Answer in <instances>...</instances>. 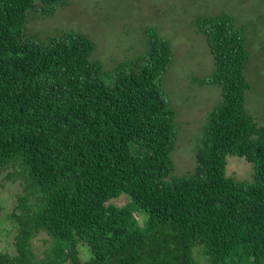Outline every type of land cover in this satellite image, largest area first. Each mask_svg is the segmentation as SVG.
I'll use <instances>...</instances> for the list:
<instances>
[{
	"label": "trees",
	"instance_id": "16d2710c",
	"mask_svg": "<svg viewBox=\"0 0 264 264\" xmlns=\"http://www.w3.org/2000/svg\"><path fill=\"white\" fill-rule=\"evenodd\" d=\"M69 1L0 0V172L21 186L0 264H264V125L245 104L244 26L227 10L194 20L214 61L202 83L220 100L194 170L171 177V46L152 29L143 53L105 69L83 33L27 34ZM228 155L252 165L250 180L226 174ZM42 232L50 244L35 250Z\"/></svg>",
	"mask_w": 264,
	"mask_h": 264
},
{
	"label": "rangeland",
	"instance_id": "374dc122",
	"mask_svg": "<svg viewBox=\"0 0 264 264\" xmlns=\"http://www.w3.org/2000/svg\"><path fill=\"white\" fill-rule=\"evenodd\" d=\"M221 10L232 12L236 24L244 26L249 50L245 71L251 84L245 104L264 125V0H70L49 16H32L27 34L45 40L63 30L83 33L95 43L91 58L105 69L143 53L148 31L154 29L164 37L171 46L172 60L164 74L162 90L174 111L176 138L170 153L174 163L171 177H178L194 170L202 127L217 106L221 91L216 84L202 83L213 73L214 61L194 20ZM226 161L227 175L240 180L252 178L253 167L243 157L228 155ZM8 171L0 172V202L4 207L0 214V250L10 252L14 235L6 212L11 210L21 186L6 178ZM128 198L123 194L110 202L123 205ZM49 244L44 232L33 238L35 250ZM85 248L81 247V255L87 258L90 251Z\"/></svg>",
	"mask_w": 264,
	"mask_h": 264
}]
</instances>
